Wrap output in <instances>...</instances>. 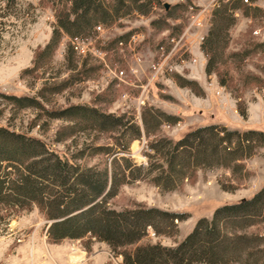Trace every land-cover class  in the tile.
Returning <instances> with one entry per match:
<instances>
[{"label": "rangeland", "instance_id": "rangeland-1", "mask_svg": "<svg viewBox=\"0 0 264 264\" xmlns=\"http://www.w3.org/2000/svg\"><path fill=\"white\" fill-rule=\"evenodd\" d=\"M219 2L160 0L151 3L147 13L132 12L108 26L100 24L102 31L88 38L99 43L98 47L105 52L104 61L94 43L81 42L86 52L77 50L75 59L79 64L86 59V64L84 74H78L85 78L79 80L64 58L65 45L70 40L65 35L50 59L45 55L34 61L56 23L50 2L17 0L10 14L0 20V125L37 137L70 160L84 149V154L74 161L98 169L104 165L110 169L111 157L89 148L117 147V132L101 133L74 119L54 117L53 113L83 104L104 113L132 117L141 136L131 140L127 150L118 155L129 157L137 166L146 165L147 143L157 135L176 140L197 126L209 124L240 132H264V44L252 49V43L264 42V0L246 3L251 7L247 15L241 7L233 10L227 46L216 63L220 75L205 72L207 56L201 49L203 38L215 25L214 11ZM164 3L169 4L167 9ZM256 30L260 33L255 34ZM132 35L137 37L128 46ZM120 40L125 45L122 51L118 46ZM245 46L250 48L247 54L240 53ZM225 69L229 75L223 78L226 83L221 84ZM120 70L125 75L117 78ZM186 80L195 81V85H184ZM66 81L65 88L54 90ZM5 95L33 97L37 104L22 107ZM145 108L158 109L177 120L173 124L164 120L156 129L151 126V135L146 136L142 121ZM122 141L124 138L119 143ZM242 163L234 171L226 167H200L171 190L148 179H127L108 199V205L115 209L143 205L185 214L173 236L155 237L153 230L148 229L152 241L173 246L193 229L199 218L211 217L223 204L250 198L264 186V144ZM50 221L53 222L36 206L5 219L0 225V264H121V256L115 255L104 241H50ZM256 221L245 228L248 234L258 233L252 250L264 249V215Z\"/></svg>", "mask_w": 264, "mask_h": 264}, {"label": "trees", "instance_id": "trees-1", "mask_svg": "<svg viewBox=\"0 0 264 264\" xmlns=\"http://www.w3.org/2000/svg\"><path fill=\"white\" fill-rule=\"evenodd\" d=\"M47 1L53 7L56 23L34 61L38 62V58L45 55L50 59L65 35L70 40L65 45L64 58L79 80L85 78L78 74H84L86 59L80 64L75 59L77 51L73 39H89L96 33L97 25L108 26L118 17L132 12L147 13L151 3H160V0ZM16 3L17 0H0V20L10 14L9 10ZM240 7L246 15L251 9L242 0H234L231 4L220 0L214 11L215 25L201 43L207 56V74L220 70L217 59L222 57L227 46L233 10ZM252 44L253 49L264 42ZM249 49L242 47L240 53L247 54ZM224 71L221 84L226 83L223 78L229 75L227 69ZM66 85L67 81L60 83L54 90H62ZM184 85L194 86L195 81L186 80ZM5 97L22 107L37 104L33 97ZM53 116L74 119L101 133L116 131L117 147L89 148L108 154L110 169L106 165L100 169L79 165L74 160L84 154V149L70 160L49 148L43 140L0 125V225L18 211L36 206L47 220H53L47 228L50 241L83 238L104 241L115 255L121 256V264H264V249H251L258 233L245 231L264 215V186L250 198L223 204L211 217L199 218L193 229L173 246L152 241L148 229L153 230L155 237L173 236L178 232V222L185 220V214L143 205L124 209L108 205V199L127 179H148L171 190L200 167H226L234 171L264 144L263 131L240 132L209 124L197 126L176 140L157 135L147 143L146 165L137 166L129 157L118 155L127 150L131 140L141 136L132 117L104 113L83 104L70 105ZM164 120L173 124L177 118L158 109H143L145 135L150 136L151 126L156 129ZM129 130L134 132L129 133ZM122 138L123 143H119Z\"/></svg>", "mask_w": 264, "mask_h": 264}, {"label": "built area", "instance_id": "built-area-1", "mask_svg": "<svg viewBox=\"0 0 264 264\" xmlns=\"http://www.w3.org/2000/svg\"><path fill=\"white\" fill-rule=\"evenodd\" d=\"M243 2H245V3H249V1H251V0H242ZM95 31H97V32H101L102 31V26L99 24V25H97L96 27H95ZM260 33V30H256L255 31V34H259ZM137 37V35H132L131 37H130V39L128 40V42H127V44L126 45H128V46H131V44H133V42H135V38ZM83 42H89L90 44H92V43H94V45H93V47H95L97 50H96V52L97 53H99V55L101 56H99L100 58H101V60H103L104 61V53L105 52H103V51H101V49L100 48H98L96 45H95V39H93V40H91L90 41V39H84V40H73L72 41V44H73V47L75 48V50L77 51H80V52H82V53H84V52H86L85 51V49L83 48V47H81V44ZM132 42V43H131ZM118 46H119V48L121 49V51L123 50L122 48L125 46L124 45V42L123 41H119V43H118ZM90 52V51H89ZM93 53V52H92ZM98 57V56H97ZM135 59L137 60V61H140L141 59H140V57H135ZM157 71V70H156ZM156 73V72H155ZM155 73H154V75L152 76V77H154L155 76ZM118 75L120 76H123V75H125L124 74V72L122 71V70H120V71H118L117 72V74H116V76H117V78H120V77H118Z\"/></svg>", "mask_w": 264, "mask_h": 264}, {"label": "water", "instance_id": "water-1", "mask_svg": "<svg viewBox=\"0 0 264 264\" xmlns=\"http://www.w3.org/2000/svg\"><path fill=\"white\" fill-rule=\"evenodd\" d=\"M164 7L167 9L169 7V4L168 3H164ZM52 222V221H50Z\"/></svg>", "mask_w": 264, "mask_h": 264}]
</instances>
